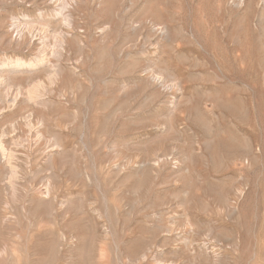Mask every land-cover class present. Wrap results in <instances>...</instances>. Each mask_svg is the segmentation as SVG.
<instances>
[{"label": "rangeland", "instance_id": "obj_1", "mask_svg": "<svg viewBox=\"0 0 264 264\" xmlns=\"http://www.w3.org/2000/svg\"><path fill=\"white\" fill-rule=\"evenodd\" d=\"M78 1L0 0V65L68 35L0 78V264H264V0Z\"/></svg>", "mask_w": 264, "mask_h": 264}, {"label": "bare ground", "instance_id": "obj_2", "mask_svg": "<svg viewBox=\"0 0 264 264\" xmlns=\"http://www.w3.org/2000/svg\"><path fill=\"white\" fill-rule=\"evenodd\" d=\"M45 3L47 5H52L51 9H49V12H47L45 14V17L43 16L44 14H40V18L42 19H45L47 20L49 23H54L55 20L57 18H61V23L59 21V23L62 25V27H64V29H71L72 28V10H74V7L77 5V1L78 0H67V1H63V0H44ZM79 2V1H78ZM112 6V4H110ZM109 6V5H108ZM45 13V12H44ZM39 16V15H38ZM55 17V18H54ZM57 21V20H56ZM12 29L11 31L12 32H15V34L18 36V40L21 38H28V42L29 44H33V42L35 40H39L40 43L45 40V35H43L42 31H40L39 29L38 30H35V28H26V30H20V26L18 23H14L12 25ZM79 30V29H77ZM101 31V29H99ZM160 30V29H159ZM164 30H165V27H164ZM98 32V31H97ZM159 32V31H158ZM59 33V32H58ZM162 33V31H161ZM164 34L166 35V30L164 32ZM60 36V35H59ZM68 36V35H67ZM66 34L65 35H62L61 38L59 40H56L57 44L55 43V45H52V46H55L56 48V45H57V49L55 50L52 49L51 47V51L49 53L46 52L45 49H43L42 51H40V53L38 55H36L31 61H27L28 63L22 61L21 59H16V60H13V61H6L4 60V62L1 63L0 65V78L2 79H5L6 78H9L11 77L12 75L18 73V72H34L36 71L37 69L39 68H47V69H50V64H49V60H48V57H55V59H59L62 54H63V46H64V42H65V38L67 37ZM74 36V35H73ZM167 38V37H166ZM169 38V37H168ZM17 39V37H16ZM17 40V41H18ZM83 40V39H82ZM12 41V40H11ZM38 41V42H39ZM46 41V40H45ZM43 44V43H42ZM41 44V45H42ZM81 44V43H80ZM46 46V45H45ZM44 46V47H45ZM50 49V48H49ZM70 49V48H69ZM68 55V54H67ZM128 56V55H127ZM53 59V58H52ZM61 59V58H60ZM53 69V70H52ZM51 71H50V74H49V79L51 82H54L58 79V77L61 75L62 71H63V67L60 65V64H57L54 66V68L52 67ZM157 76V75H156ZM1 79V80H2ZM48 79V80H49ZM7 82V80H6ZM150 82V81H149ZM3 83V82H2ZM53 84V83H52ZM1 87H2V84H1ZM2 93V92H1ZM27 93V92H26ZM38 93V92H37ZM41 95V94H40ZM17 97V96H16ZM19 97V96H18ZM17 97V98H18ZM41 97V96H40ZM16 98V100H17ZM26 98L28 101H31V103L33 101L36 102L37 105L43 107V108H46L47 106H51V101H48V100H41L39 98V95L36 94V90H35V87L34 89L30 90L27 94H26ZM36 99V100H35ZM7 98L4 97L3 99V102H7L6 101ZM13 100V99H12ZM14 99V101H16ZM26 100V99H25ZM2 101V100H1ZM10 101V100H9ZM177 101V100H176ZM175 103V101H174ZM35 104V103H33ZM22 105V104H21ZM174 105V104H173ZM176 105V103H175ZM9 106V105H8ZM50 108V107H48ZM47 108V109H48ZM40 116V115H39ZM27 120H30V119H27ZM42 120V118H41ZM40 124V123H39ZM29 125V124H28ZM33 126V125H32ZM38 126V125H37ZM13 128V126H12ZM40 128V127H39ZM29 131V130H28ZM40 134V133H39ZM52 134V133H51ZM54 134V133H53ZM28 135V134H27ZM59 135V134H58ZM5 136H6V132L4 130H2L1 134H0V164L1 163H5V161L7 163H9L12 159L13 156H15L13 154V151L10 149L11 147H18L19 146V143L18 142H13L11 141L10 144L12 145L9 150L6 148V145L4 143V139H5ZM35 136V135H34ZM53 135V138H54V144H53V147L52 149L48 150L47 151V159L49 158H52L53 155H62L65 151V148L64 146L62 145V139H60L59 136H55ZM7 137V136H6ZM36 137V136H35ZM39 138V137H38ZM22 140H25L26 139H22ZM33 140V139H32ZM19 141V140H18ZM24 141V142H25ZM38 143V142H37ZM36 143V144H37ZM8 144V143H7ZM23 144V143H22ZM27 146V144H26ZM21 147V145H20ZM34 147V146H33ZM207 147V146H206ZM43 148V146H42ZM45 148V147H44ZM47 148V147H46ZM17 149V148H16ZM25 149V148H24ZM48 149V148H47ZM46 149V150H47ZM29 151V150H28ZM15 153V152H14ZM17 153V152H16ZM39 155V154H38ZM40 157V156H39ZM14 159H16V157H14ZM46 160V159H45ZM162 160V159H160ZM12 162V161H11ZM45 163V162H43ZM63 163V162H61ZM156 163V162H155ZM144 164V163H143ZM141 164V165H143ZM156 165V164H154ZM61 167V166H60ZM136 167V166H135ZM141 167V166H140ZM10 168V167H9ZM14 168V167H13ZM13 170V169H12ZM15 171V170H14ZM12 173V172H11ZM10 174V173H9ZM14 174V173H13ZM16 175V174H15ZM70 175V174H69ZM80 175V174H79ZM13 176V175H12ZM73 176V175H72ZM11 177V175H10ZM14 177V176H13ZM88 178V177H87ZM15 179V178H14ZM13 180V179H12ZM49 180V179H48ZM49 184V183H48ZM52 184V183H51ZM13 185V184H12ZM46 189V193H45V199L48 198L49 196V187L47 184L43 185ZM52 186V185H51ZM54 189V188H53ZM14 187L11 188V191H12V195L15 194L14 193ZM44 191V190H43ZM55 191V190H54ZM10 193V192H9ZM54 193V192H53ZM11 194V193H10ZM33 194V193H32ZM57 194V193H56ZM220 197V196H219ZM61 198V197H60ZM13 199V198H12ZM59 199V198H58ZM80 199V198H79ZM33 200V199H32ZM31 200V201H32ZM40 200V199H38ZM6 202V201H5ZM57 202V201H56ZM35 203V202H34ZM69 203V202H68ZM43 205V204H42ZM63 205V204H62ZM71 206V205H70ZM80 207V205H79ZM71 209L72 206H71ZM74 210V209H73ZM42 212V211H41ZM67 212V211H66ZM33 215V214H32ZM48 216V215H47ZM49 217V216H48ZM45 218V217H44ZM5 219V218H4ZM51 219V218H50ZM3 222V220H2ZM103 230V229H102ZM167 230V229H166ZM170 231V230H169ZM104 232V231H103ZM105 234V233H104ZM61 237V236H60ZM64 238V237H63ZM73 238V237H72ZM43 239V238H42ZM70 239V238H69ZM63 241V240H62ZM77 242V241H76ZM39 248V247H38ZM69 248V247H68ZM40 251V250H39ZM52 253V252H50ZM28 263V262H27Z\"/></svg>", "mask_w": 264, "mask_h": 264}]
</instances>
